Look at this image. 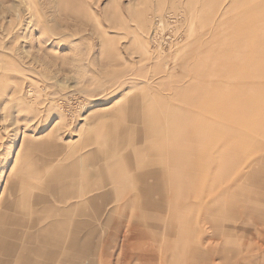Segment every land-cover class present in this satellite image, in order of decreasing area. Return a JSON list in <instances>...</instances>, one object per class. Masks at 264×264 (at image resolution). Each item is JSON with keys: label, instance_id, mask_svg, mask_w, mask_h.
<instances>
[{"label": "crops", "instance_id": "1", "mask_svg": "<svg viewBox=\"0 0 264 264\" xmlns=\"http://www.w3.org/2000/svg\"><path fill=\"white\" fill-rule=\"evenodd\" d=\"M187 66L190 94H136L72 131L29 134L0 264L264 258V143L217 110L215 65Z\"/></svg>", "mask_w": 264, "mask_h": 264}, {"label": "rangeland", "instance_id": "2", "mask_svg": "<svg viewBox=\"0 0 264 264\" xmlns=\"http://www.w3.org/2000/svg\"><path fill=\"white\" fill-rule=\"evenodd\" d=\"M205 61L224 121L264 143V0H0V210L19 205L29 134L136 94H190L187 64Z\"/></svg>", "mask_w": 264, "mask_h": 264}, {"label": "bare ground", "instance_id": "3", "mask_svg": "<svg viewBox=\"0 0 264 264\" xmlns=\"http://www.w3.org/2000/svg\"><path fill=\"white\" fill-rule=\"evenodd\" d=\"M216 46H219V45H216ZM218 48V47H217ZM145 107V106H144ZM99 108V107H98ZM190 120V119H189ZM200 122V125H201V120L200 119H198ZM195 121V120H194ZM194 121H193V123H194ZM183 122V121H182ZM181 122V123H182ZM193 125V124H192ZM194 126V125H193ZM198 127H199V125H198ZM212 259V258H211ZM243 260V259H242ZM122 261V260H121ZM215 261V260H214ZM244 261V260H243ZM121 263V262H120ZM207 263V262H206ZM205 263V264H206ZM241 263V262H240ZM122 264V263H121ZM146 264H161L159 261H158V259L156 258L155 260H152V262L150 263V261L149 262H147Z\"/></svg>", "mask_w": 264, "mask_h": 264}]
</instances>
